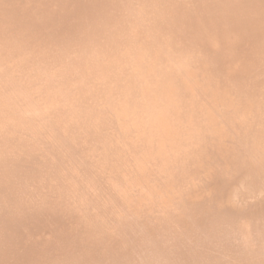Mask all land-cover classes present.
Returning a JSON list of instances; mask_svg holds the SVG:
<instances>
[{"label":"bare ground","instance_id":"1","mask_svg":"<svg viewBox=\"0 0 264 264\" xmlns=\"http://www.w3.org/2000/svg\"><path fill=\"white\" fill-rule=\"evenodd\" d=\"M5 78L0 264H264V0H0Z\"/></svg>","mask_w":264,"mask_h":264},{"label":"clouds","instance_id":"2","mask_svg":"<svg viewBox=\"0 0 264 264\" xmlns=\"http://www.w3.org/2000/svg\"><path fill=\"white\" fill-rule=\"evenodd\" d=\"M85 27L86 22H80V28L83 29ZM56 53L63 54V51L57 49ZM10 87L11 84L7 78L3 82H0V97L4 101L5 108L7 107ZM33 150V144L31 142L21 143L17 146L19 153L17 159L21 160L23 164V159L21 158L26 159ZM22 188L23 196L21 206L25 212H55L68 216H71L74 212L75 206L73 202L65 198L62 189L57 187L55 183L46 185L41 180L36 184L26 179Z\"/></svg>","mask_w":264,"mask_h":264}]
</instances>
